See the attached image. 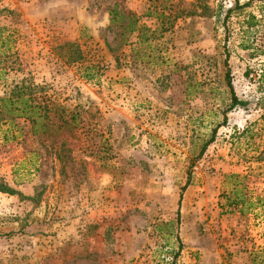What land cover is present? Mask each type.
I'll return each instance as SVG.
<instances>
[{"label": "rangeland", "instance_id": "374dc122", "mask_svg": "<svg viewBox=\"0 0 264 264\" xmlns=\"http://www.w3.org/2000/svg\"><path fill=\"white\" fill-rule=\"evenodd\" d=\"M115 2L152 38L115 46ZM237 2L223 20L233 0H0L6 82L32 76L79 112L73 167L23 118L0 133V181L23 195L0 192V264H264V0ZM78 36L101 64L91 80L50 48ZM230 173L242 213L225 204Z\"/></svg>", "mask_w": 264, "mask_h": 264}, {"label": "trees", "instance_id": "16d2710c", "mask_svg": "<svg viewBox=\"0 0 264 264\" xmlns=\"http://www.w3.org/2000/svg\"><path fill=\"white\" fill-rule=\"evenodd\" d=\"M234 4L224 10L223 20L234 11L246 4H238L237 0H233ZM153 16L158 19V27L164 29L163 26V11L154 10ZM108 23L116 26L119 29L117 33L118 39L115 42V46L128 43V38L132 33H135L136 43L146 41L147 37L152 38L155 33V29H149L139 22V15L118 6V3H113L108 8ZM4 27L0 26V44L8 39V36H2ZM146 35V37H145ZM0 47L4 48L2 45ZM108 45V44H106ZM52 53L58 57L59 60L66 63L82 62L87 60L82 69V77L86 80L96 78L101 74V64L98 61H91L86 58L87 53L90 51V44H87L86 40H81L78 36L75 39L55 40L50 47ZM5 53V52H4ZM0 52V87L3 88L0 95V133L3 139H7V135L11 133V130L15 128L13 120L15 118H23L29 124L30 132L34 135L40 146L44 148L46 152L52 154L53 159L59 164V167L63 165H69L73 167L75 165L73 153V140L76 139L75 129L78 126V110L75 106L71 108L58 101L55 96L47 94V87L43 84L36 83L34 78L29 75L14 76L12 80L7 83L6 77H3V71H6V65L10 56H5ZM14 53V52H13ZM6 54V53H5ZM223 66H224V79L226 86L230 94V104L228 108L233 107L241 102L235 96L231 81L230 70L226 63L227 54L224 52ZM86 58V59H85ZM8 69H14V71L20 70V68H14L10 65ZM7 69V70H8ZM21 71V70H20ZM261 80L264 82V74H260ZM1 127H3L1 129ZM14 138V134L11 135ZM207 140L200 148L198 155H200L205 145L210 141ZM255 160L264 162V142L262 148L257 152ZM191 167V164L189 165ZM190 170L186 171V178L180 187L177 197V208L175 211L176 222L178 219V208L182 197V193L185 187L189 184ZM244 175L237 173H230L226 175L229 186L228 191L224 195L225 204L233 207L238 206V211L241 213L245 208L252 205L251 200L244 198V186L240 185ZM0 192L7 194H17L22 197L20 192L14 188L8 186L4 182L0 181ZM30 198V197H26Z\"/></svg>", "mask_w": 264, "mask_h": 264}]
</instances>
